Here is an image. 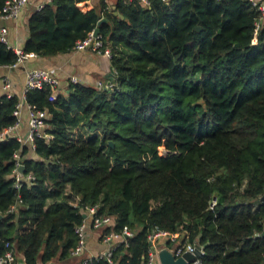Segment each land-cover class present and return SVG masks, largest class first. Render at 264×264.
Returning <instances> with one entry per match:
<instances>
[{
    "label": "trees",
    "instance_id": "1",
    "mask_svg": "<svg viewBox=\"0 0 264 264\" xmlns=\"http://www.w3.org/2000/svg\"><path fill=\"white\" fill-rule=\"evenodd\" d=\"M82 1L31 12L21 51L70 50L104 17L98 33L114 86L70 82L53 101L48 85L24 92L46 112L44 135L33 147L16 130L0 137V254L8 241L25 264L70 257L75 226L96 205L113 219L99 235L123 226L132 234L112 249V263L101 255L86 264H142L155 226L201 246L200 264H264L259 11L249 0H116L115 13L104 0L88 9ZM13 64L15 51L0 41V66ZM18 99L0 94V131ZM14 151L24 165L18 187Z\"/></svg>",
    "mask_w": 264,
    "mask_h": 264
},
{
    "label": "built area",
    "instance_id": "2",
    "mask_svg": "<svg viewBox=\"0 0 264 264\" xmlns=\"http://www.w3.org/2000/svg\"><path fill=\"white\" fill-rule=\"evenodd\" d=\"M49 2L50 0H45ZM144 4L147 0H140ZM27 0H4L2 6L0 7V18L2 19H16L21 8L25 5ZM252 6H254L259 11V17L254 21V29L256 30L261 25V16L264 13V0H249ZM42 6V3L38 5V8ZM94 29V28H93ZM93 29L88 31L82 39L76 40L72 49L76 50H89L92 52H101L107 57L110 56V49L108 46L104 45L102 42L101 35L93 33ZM0 41L9 46L7 39L6 27H0ZM10 47V46H9ZM16 53V64L21 62L23 58L30 55L31 53H24L21 49L12 48ZM15 65V64H13ZM12 65V66H13ZM112 78L105 81H97L96 87L100 89H111L114 86L113 77L114 71L112 70ZM69 80L74 83L76 79L74 76H70ZM2 88L7 96L11 93L8 92L10 83L6 77H3ZM43 85H48L50 92L48 95V100L53 101L55 95L58 93V78L55 75V70L53 68H30L25 71L24 84L18 101L15 103L12 110V115L14 116V122L0 131V137L4 136L11 130H17L22 119V109L26 111V126L27 131L25 135H21L16 132V139L21 144H28L33 147L34 137H39L44 135L43 126L44 119L46 117V112L44 109H33L28 103L24 101V92L31 88H41ZM14 159L12 173L14 174V186H19V181L22 179L17 171L18 165L21 163L18 151H14L12 154ZM31 176L26 175V179ZM215 202V198H211L209 206H212ZM14 205H10L9 211L13 210ZM96 205H88L84 208V216L79 224L75 226V233L77 235V240L74 247L70 250L71 256L82 255L84 248L86 246V229L88 227L96 229L102 226L111 225L113 219L109 214H95ZM264 231V220L261 222V228L256 234H261ZM132 231L123 226L120 231H113L112 229L102 233L99 238L100 242L104 245V250L95 256H104L105 259L112 263L111 251L119 243H124L127 236L131 235ZM264 236V235H263ZM165 237L164 242H159L158 239ZM147 241H150L148 245L144 260L142 264H159L157 259V252L160 248H167L175 257L181 255L183 252H190L193 254L192 260L188 264H200V255L203 253L201 246H199V253H195V242H180V238L176 233L170 232L167 229H162L159 227H153L150 232L146 235ZM169 242V244L167 243ZM21 257L20 253H17L12 245L8 242H4V251L0 254V264H17L18 258ZM92 257V256H90ZM90 257L82 256L79 264H86ZM264 257V253H263Z\"/></svg>",
    "mask_w": 264,
    "mask_h": 264
},
{
    "label": "crops",
    "instance_id": "3",
    "mask_svg": "<svg viewBox=\"0 0 264 264\" xmlns=\"http://www.w3.org/2000/svg\"><path fill=\"white\" fill-rule=\"evenodd\" d=\"M98 1L86 0L77 3V6L81 9H88L97 6ZM45 2V0H27L16 19L0 18V27H6L7 39L11 48H22L28 34L27 20L29 15L38 9L40 3L44 4ZM104 2L106 8L113 11L116 0H104ZM260 21L261 25H264V13ZM27 53L31 54L14 66H0V94L4 93L1 80L6 77L10 83L8 92L20 96L23 89L25 71L30 68H53L58 78V92H64L68 89V85L71 82L69 80L70 76H74L75 82L94 87L97 81H105L111 77V74H109L111 68L109 58L101 52L70 49L52 55ZM26 131V111L23 108L21 123L16 132L25 135ZM28 155L34 157L32 151H29ZM103 250L104 245L99 240L98 232L88 227L86 229V246L81 257L95 256ZM78 260V258L70 256L63 260L51 259L47 263L53 264L55 261L54 264H79L80 260Z\"/></svg>",
    "mask_w": 264,
    "mask_h": 264
},
{
    "label": "water",
    "instance_id": "4",
    "mask_svg": "<svg viewBox=\"0 0 264 264\" xmlns=\"http://www.w3.org/2000/svg\"><path fill=\"white\" fill-rule=\"evenodd\" d=\"M106 19L104 17H101L98 19L97 21V25L96 27L93 29V33H97L98 32V25L100 24V22L105 21ZM196 29H199V27H196ZM112 73V69L110 68V72L109 74ZM112 78V74L111 77ZM111 144V143H110ZM24 170V165L23 163H20L17 167V171L20 175H22ZM261 201H264V194L260 196L259 198ZM84 216V214L82 215ZM261 235H264V231L261 232ZM148 245L150 244V241H147ZM200 249H199V245L196 244L195 245V253H199ZM193 258V254L190 252H183L181 255L179 256H174L167 248L162 247L158 250L157 252V259H158V263L159 264H188ZM17 264H25V262L22 260L21 257L18 258L17 260ZM45 264H51V263H45Z\"/></svg>",
    "mask_w": 264,
    "mask_h": 264
},
{
    "label": "rangeland",
    "instance_id": "5",
    "mask_svg": "<svg viewBox=\"0 0 264 264\" xmlns=\"http://www.w3.org/2000/svg\"><path fill=\"white\" fill-rule=\"evenodd\" d=\"M166 239L165 237H161L160 239H158L159 242H164ZM55 263V261L53 262V264Z\"/></svg>",
    "mask_w": 264,
    "mask_h": 264
}]
</instances>
